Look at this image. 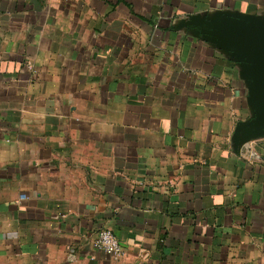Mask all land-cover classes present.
Returning <instances> with one entry per match:
<instances>
[{
    "label": "crops",
    "instance_id": "1",
    "mask_svg": "<svg viewBox=\"0 0 264 264\" xmlns=\"http://www.w3.org/2000/svg\"><path fill=\"white\" fill-rule=\"evenodd\" d=\"M220 23L264 0H0V264H264L254 64Z\"/></svg>",
    "mask_w": 264,
    "mask_h": 264
},
{
    "label": "water",
    "instance_id": "2",
    "mask_svg": "<svg viewBox=\"0 0 264 264\" xmlns=\"http://www.w3.org/2000/svg\"><path fill=\"white\" fill-rule=\"evenodd\" d=\"M219 38L226 46H237L250 57L254 64V88L252 96L258 101L257 122L264 130V28L233 29L225 23L215 24Z\"/></svg>",
    "mask_w": 264,
    "mask_h": 264
},
{
    "label": "built area",
    "instance_id": "3",
    "mask_svg": "<svg viewBox=\"0 0 264 264\" xmlns=\"http://www.w3.org/2000/svg\"><path fill=\"white\" fill-rule=\"evenodd\" d=\"M93 248L107 254L110 258L118 260L122 257L124 250L118 237L107 228H103L92 242Z\"/></svg>",
    "mask_w": 264,
    "mask_h": 264
}]
</instances>
